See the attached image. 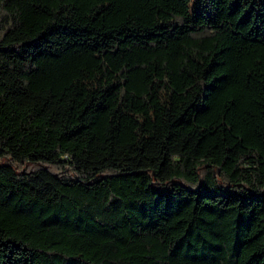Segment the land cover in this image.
Instances as JSON below:
<instances>
[{"label": "trees", "instance_id": "obj_1", "mask_svg": "<svg viewBox=\"0 0 264 264\" xmlns=\"http://www.w3.org/2000/svg\"><path fill=\"white\" fill-rule=\"evenodd\" d=\"M0 264H264V0H0Z\"/></svg>", "mask_w": 264, "mask_h": 264}]
</instances>
